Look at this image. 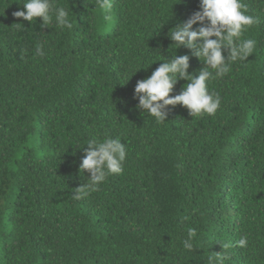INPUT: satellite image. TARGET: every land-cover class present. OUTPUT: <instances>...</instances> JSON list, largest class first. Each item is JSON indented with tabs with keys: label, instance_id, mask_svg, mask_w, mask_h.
Here are the masks:
<instances>
[{
	"label": "trees",
	"instance_id": "16d2710c",
	"mask_svg": "<svg viewBox=\"0 0 264 264\" xmlns=\"http://www.w3.org/2000/svg\"><path fill=\"white\" fill-rule=\"evenodd\" d=\"M24 2L0 0V264H207L222 243L225 264H264V0H242L256 48L209 83L216 114L170 105L162 123L135 88L175 53L205 67L168 35L200 0H112L110 22L95 0H58L70 30L14 17ZM105 135L126 145L124 171L75 199L85 144Z\"/></svg>",
	"mask_w": 264,
	"mask_h": 264
},
{
	"label": "clouds",
	"instance_id": "9594fccd",
	"mask_svg": "<svg viewBox=\"0 0 264 264\" xmlns=\"http://www.w3.org/2000/svg\"><path fill=\"white\" fill-rule=\"evenodd\" d=\"M94 5L104 10L105 22L112 20V0H95ZM200 8V11L192 14L186 21L172 28L168 35L174 42L173 45L177 46L176 50L181 46L192 50V55L199 58L205 67L198 75L190 74V56L175 53L163 60L150 77L137 82V108L143 114L154 117L157 123L167 120L168 106L178 104L185 106L193 117L214 116L221 106V97L219 93L209 89V83L224 77L231 71L233 63L247 61L255 51L256 40L242 36L257 23V19L248 14L242 0H200ZM13 16L29 22L42 18V28L50 27L53 23L62 30L73 27L70 11L60 5L58 0H25L23 10L15 11ZM197 24L200 26L194 27ZM24 51L21 49L22 54ZM34 54L39 57L46 55L44 43L36 45ZM180 79L187 80L188 83L179 94L171 96L170 93ZM85 145L88 147H81L85 154L79 168L81 174L90 173V178L83 186L75 189L73 197L78 200L99 191L109 175L122 173L127 157L126 145L119 138L105 135L102 139L88 140ZM196 235L195 228L187 229V238L182 241L186 250L194 247L192 241ZM247 245V236H242L235 242L237 247ZM222 246L224 251L208 256L207 264H225L227 250L232 245L222 243Z\"/></svg>",
	"mask_w": 264,
	"mask_h": 264
}]
</instances>
